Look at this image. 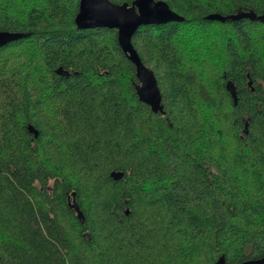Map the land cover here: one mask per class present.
<instances>
[{
	"label": "trees",
	"instance_id": "16d2710c",
	"mask_svg": "<svg viewBox=\"0 0 264 264\" xmlns=\"http://www.w3.org/2000/svg\"><path fill=\"white\" fill-rule=\"evenodd\" d=\"M163 1L183 20L131 39L161 115L79 0H0V264L264 256V0Z\"/></svg>",
	"mask_w": 264,
	"mask_h": 264
},
{
	"label": "water",
	"instance_id": "95a60500",
	"mask_svg": "<svg viewBox=\"0 0 264 264\" xmlns=\"http://www.w3.org/2000/svg\"><path fill=\"white\" fill-rule=\"evenodd\" d=\"M212 19H220L218 15H211ZM183 17L170 9L163 0H133L130 4L124 2L116 4L110 0H79L74 23L78 29L113 28L117 31V42L123 53L135 67L137 83L135 92L140 101L147 104L151 111L164 115L161 104V93L154 72L145 66L132 44V35L138 27L148 24H163L168 21H182ZM19 35L13 32H0V47L17 39ZM57 72L61 73L58 68ZM36 136V131L28 126ZM116 177V175H112ZM68 199V206L75 212L80 223L84 221L83 213L74 200ZM215 264H224L221 256ZM239 264H264V256L259 259L248 260Z\"/></svg>",
	"mask_w": 264,
	"mask_h": 264
},
{
	"label": "rangeland",
	"instance_id": "374dc122",
	"mask_svg": "<svg viewBox=\"0 0 264 264\" xmlns=\"http://www.w3.org/2000/svg\"><path fill=\"white\" fill-rule=\"evenodd\" d=\"M204 37H207V35L204 34Z\"/></svg>",
	"mask_w": 264,
	"mask_h": 264
}]
</instances>
